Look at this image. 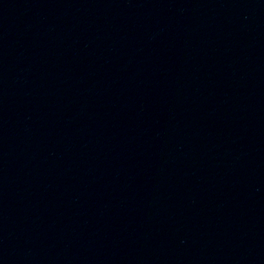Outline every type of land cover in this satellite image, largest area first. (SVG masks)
<instances>
[{"label": "water", "instance_id": "water-1", "mask_svg": "<svg viewBox=\"0 0 264 264\" xmlns=\"http://www.w3.org/2000/svg\"><path fill=\"white\" fill-rule=\"evenodd\" d=\"M0 264H264V0H0Z\"/></svg>", "mask_w": 264, "mask_h": 264}]
</instances>
